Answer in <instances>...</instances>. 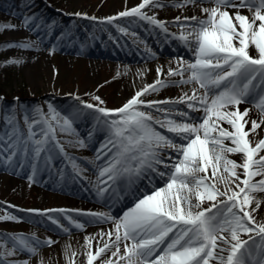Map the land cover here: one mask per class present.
Segmentation results:
<instances>
[{"label": "snow or ice", "instance_id": "obj_1", "mask_svg": "<svg viewBox=\"0 0 264 264\" xmlns=\"http://www.w3.org/2000/svg\"><path fill=\"white\" fill-rule=\"evenodd\" d=\"M208 2L213 6L203 7L201 0L200 11L204 16L183 19L177 16L173 21L187 28V33L182 31L178 38L191 47L196 58L194 62L179 61L177 68L168 69V75L181 77L173 83L196 85L191 94L185 92L174 100L141 99L149 91L167 86L166 81L158 79L117 109L86 105L104 117L119 116V119L105 120L111 130L108 141L111 147H105L112 155L99 171L98 184L106 187L98 186V195L103 196L111 187L109 181L115 182L121 177H127L131 183L133 178L151 173L164 182L163 187H156L149 176L153 190L138 198L135 206L121 217L103 212L80 213L98 221L110 220L113 224L111 230L97 233L102 246H97L95 252L91 249L96 237H85L89 249L85 253L87 264L97 260L100 264H264V222H257L253 215L264 203L255 195L264 193V135H261L264 133V96L256 105L260 110L259 121L245 119L249 109L239 110V105L259 87L254 81L259 79L260 85H264V0ZM196 4L197 0H176L171 6L181 8ZM164 6L162 0H141L139 5L117 16L139 17L167 32L166 21L144 11ZM241 9H247L249 14H242ZM105 19L112 22L117 17ZM10 27L13 26L0 25V31ZM20 46L30 47L29 44ZM250 46H254L256 56L250 54ZM161 72L162 68H157L158 75ZM185 72L190 73L187 78H184ZM178 105L187 110L177 108ZM140 106L155 108L162 118L140 110ZM188 110L202 115H190ZM49 111L54 120L55 110L51 105ZM35 113L43 115L38 108ZM100 119L98 116L97 120ZM41 122L47 124V129L42 139H34L32 127ZM8 123L13 124L12 119ZM25 123L28 124L27 137L13 125L7 141L0 143V160L5 163H11L20 151L26 157L30 150L38 160L41 153L47 151L48 142L55 140L56 129L47 117L43 121L33 118L29 123L26 114ZM57 123L61 132L73 131L67 118ZM249 123L251 126L246 130ZM79 143L83 145V141ZM57 147L64 151L58 141ZM229 154H240V162L231 159ZM50 159L47 157L46 162ZM72 164L73 168L78 167L75 161ZM32 167L35 173L36 164ZM256 177L260 179H254ZM29 180H33V176H29ZM28 211L41 215L65 212L64 209ZM15 219L12 215L0 216V220ZM68 219L77 228L85 227L71 217ZM53 222L59 223L58 220ZM242 234L248 239H242ZM13 239L16 241L13 248L0 253V257L12 256L17 250L36 254L37 248L27 238ZM41 243L55 242L48 239ZM68 251L70 246L66 247V255ZM76 255L72 252V257ZM0 264H28V261H0Z\"/></svg>", "mask_w": 264, "mask_h": 264}, {"label": "rangeland", "instance_id": "obj_2", "mask_svg": "<svg viewBox=\"0 0 264 264\" xmlns=\"http://www.w3.org/2000/svg\"><path fill=\"white\" fill-rule=\"evenodd\" d=\"M32 3V10L28 14H23V7L26 2ZM81 3L78 9L75 4V0H0V25H11L13 27L5 28L0 31V137L7 140L6 134L11 132L13 125L19 128L23 137L28 136V124L25 123V115L29 117V123L34 118L35 110L38 108L41 110L42 116L37 115V119L43 121L45 117L49 119L53 127L56 129L55 140H50L46 146L47 151L41 153L39 162L45 160L46 155H51V152L62 155V151L57 147V141L63 146L66 151V157H73V161L78 166L75 168V172L79 174H85L87 170V164L84 160H88L90 149L88 144L90 141H94L99 135H109L110 128L105 123V120L119 119L118 115H110L104 117L103 114L96 111L95 108L86 107L87 104L97 105L98 107L107 109H117L121 107L128 99H125L121 95L117 94L116 78L119 75V68L125 61L113 58V59H100V66L96 68L90 67V50L104 49L111 53V55H143V52H150L151 55L156 53V43L148 41L144 36L142 24L138 17H118L117 14L124 11L127 4H115L111 5L112 0H78ZM176 0H165L162 2L165 6L161 12L159 20L166 21V27L170 33H180L184 31L179 24L173 23L175 17L182 16L186 7H173L171 6ZM110 6L112 9H109ZM162 8H156L157 11ZM246 11L247 9H241ZM111 12V15L108 13ZM76 13H81L77 16ZM95 17L96 19H91ZM117 17L112 22H108L105 18ZM45 25V26H44ZM38 28L40 32L42 28L47 29L48 32L45 38L32 29ZM49 27V29H48ZM55 28L57 34L53 37H48L50 30ZM126 29V31H121ZM162 30V29H161ZM143 34L144 39L141 42H136L137 38H141ZM52 35V34H51ZM50 35V36H51ZM167 32L162 30L160 35V44L165 42L174 55L173 65L170 68H177L179 61L190 62L184 60V50L193 54V50L189 45L181 44L180 42H169ZM43 39H47L45 42V48L52 51L50 57H47L37 67L36 71H32V61L30 50L20 45L25 44L28 41H33L37 46H42ZM103 40V42H101ZM177 44V46H176ZM6 45H12L6 47ZM254 47V46H252ZM59 48V49H58ZM63 48L72 49L70 52H65L70 55L72 66L69 64H61L52 57L62 56L64 54ZM54 50V51H53ZM120 56V55H119ZM64 57V55H63ZM152 59V56H149ZM150 59V58H149ZM16 60L20 63H7V61ZM35 60V59H34ZM81 61L80 62H78ZM131 61V60H129ZM192 61V60H191ZM131 63V62H129ZM89 70L92 72L89 74ZM168 70L162 76L157 78L149 72L148 78L152 80L154 84L158 79L167 80L169 77ZM167 75V76H166ZM191 84H178L175 87H162L158 91H149L141 99L145 101H162L168 99H176L183 93L191 92ZM194 87H197L194 85ZM11 99L13 102L8 103L5 106H1L3 103V97ZM264 96V88L260 94L253 100L250 111L258 114L256 105L259 103L260 97ZM77 97L79 99H77ZM95 97H99L100 100H96ZM103 101V103H100ZM55 110V119H52V113L49 111V106ZM161 107H166L161 105ZM177 108L184 109V106L178 105ZM140 110L152 112L155 116L161 117V113L157 112L155 108H145L140 106ZM190 115L197 116L200 113H192L188 110ZM101 117L97 120V117ZM64 118H67L71 122V128L75 129V125L82 120L90 119V122L86 125L85 132H61L59 123H63ZM12 119L13 124H9L8 120ZM158 128V126H157ZM39 130L37 139H42L43 131L47 129L46 123H39V125H33L32 130ZM164 131L163 129H159ZM42 132V133H41ZM91 134V135H90ZM36 135V134H35ZM35 138V137H34ZM83 141V145L79 142ZM1 143V142H0ZM95 147L97 146L94 145ZM6 147V146H5ZM167 156L168 153H165ZM29 153L25 157L23 151L18 152L17 156L9 167L0 169V173L6 177L15 176L12 170L28 168L29 173L32 169V161L34 159L31 156V161L28 160ZM55 158H59L55 155ZM235 159V158H233ZM236 160V159H235ZM241 156L237 159L240 162ZM22 161V163H18ZM62 161V160H61ZM25 162V163H23ZM52 159L49 164L44 161L45 168L50 169V165L56 168L60 167V163ZM171 163L172 161H167ZM86 164V165H85ZM65 166L62 162V167ZM11 169V171H9ZM163 171V167L160 168ZM40 171H43L40 168ZM65 175L68 177V181L72 180V173H69L67 168H64ZM44 172V171H43ZM85 172V173H84ZM29 173L23 177L24 181L29 179ZM63 173V172H62ZM82 174V175H83ZM85 177V184L89 183L88 173L83 175ZM153 181H156L153 174H149ZM30 181V180H29ZM79 182H81L79 180ZM81 184H83L81 182ZM36 185V184H35ZM62 185V184H61ZM152 185V184H151ZM40 186V185H38ZM156 187H163L164 182H157ZM37 187V186H35ZM153 187V186H152ZM48 191L47 188H45ZM153 190V188H152ZM151 190V191H152ZM17 193L10 191L5 184L0 183V216L12 215L15 216V220H0V253H6L7 249H12L16 243L11 238L14 234L17 237L27 238L29 243L33 245L35 242H43L44 235H58L62 232V229H68L67 226H63L62 229L54 223V220L59 221V225L62 226V219H68L71 217L73 221L77 219L79 213H88L92 210L83 208L82 205L78 207H67L65 212H49L47 215H41L39 212H30L29 209H36L43 212L48 209H61L57 204L59 202L45 201L40 203L39 207H35L34 194L35 190L31 188H18L14 189ZM49 192V191H48ZM207 206V205H205ZM78 210V211H77ZM128 209H125L126 212ZM49 216L52 219H49ZM82 218L90 219L88 215H82ZM69 220V219H68ZM38 221H44L47 224L41 225ZM70 221V220H69ZM256 221L264 222V215L258 214ZM71 222V221H70ZM73 224V223H72ZM57 229L59 233H56ZM74 228V227H73ZM38 230V231H35ZM69 232V231H65ZM33 236L36 238L32 239ZM242 239L247 240L246 234L241 235ZM251 244V241H249ZM256 243L259 244V238H256ZM47 245H43L42 248H46ZM17 261H23L25 257L31 260L32 264H50L49 259L43 254L40 259H37L36 263L32 262L34 255H29L22 250H17ZM14 254V255H15ZM12 256L0 257V261L7 262L12 261ZM30 263V264H31Z\"/></svg>", "mask_w": 264, "mask_h": 264}, {"label": "bare ground", "instance_id": "obj_3", "mask_svg": "<svg viewBox=\"0 0 264 264\" xmlns=\"http://www.w3.org/2000/svg\"><path fill=\"white\" fill-rule=\"evenodd\" d=\"M162 2H165V0H162ZM141 3V0H112V3L110 6L115 5V4H127L124 8H122L123 10L126 9H131L137 5H139ZM75 4L77 5L78 9L81 6V3L78 0H75ZM32 3H30L29 1L26 2L25 6L23 7L22 11L23 14L26 15L29 12H31L32 7L31 6ZM110 6H108L109 9H112ZM200 6H201V0H197V4L195 6L193 5H188L185 8V11L183 12L181 18L183 19V17L185 16H198V17H202L204 16V14L200 11ZM213 5L211 3L208 2V0H203V7H212ZM164 8L162 7L161 10L157 11L156 8H145L144 11L147 12V14L149 16L155 15L156 18L158 19L161 16V12H163ZM230 12L232 11L231 9L229 10ZM242 14L248 15V10L246 11H241ZM108 15H111V12L108 13ZM140 23L143 26V29H141L144 33V36L147 38L148 41L152 42H157L156 46H159L161 42L160 39V35L162 33V30L156 26L153 25L151 23H149L146 20H142L138 17ZM34 29L38 35H41L42 38H45L47 35L46 33L48 32L47 29H43L40 32V30L37 28H32ZM49 29V27H48ZM185 33H187V28L183 29ZM51 32L49 33L48 37H53L55 34H57V30L51 29ZM52 34V35H51ZM51 35V36H50ZM174 38V40L176 42H180L181 44H184L185 42L180 40L179 34L178 33H172L171 34ZM142 36V37H141ZM141 38H137L136 42H141V39L143 37V34L140 35ZM42 46H37L35 44V42L33 41H28L25 44H29L30 47H26L27 49H31L29 54L31 55V57H33L34 59L31 60L32 61V71H36L37 67L39 66V64L44 61L47 57H50V54L52 53V51H50L49 49H46L45 46V42H47V39H43L42 40ZM101 42H103V40H101ZM186 44V43H185ZM188 45V44H186ZM59 49V48H58ZM72 49L70 48H63L64 54H60L62 56L58 57H52V59H55L57 62H60L61 64H69L72 66L73 61H71L70 55L66 54L67 52H70ZM54 51V50H53ZM66 52V53H65ZM90 54L92 55V59H90V67L93 68H99L100 66V59L102 58H106V59H119L122 61H125L121 64L120 66V72L118 77L116 78V83H117V94L118 96L121 95L122 97H124L125 99H130L133 95H135V93L137 91H140L141 89H143L146 85H152V80H150L148 78V74L149 72H153V73H157V68H160V62L158 58H154L151 60H145L146 58H149L150 56V52H143V55H121L119 54L118 56L116 55H111V53L109 54L108 51L106 50H102V49H98V50H90L89 51ZM185 52V51H184ZM186 53V52H185ZM250 54L253 56L257 55L256 50L254 49V47L250 46ZM64 55V57H63ZM188 57H190L192 59V61L190 62H194L195 61V55L192 54L191 56L188 54ZM131 60V61H129ZM151 62V64H148V62ZM78 62L81 63V61L78 60ZM131 62V63H129ZM65 64V65H66ZM172 65L171 61H169V63L167 64V67H170ZM92 72V70H89V74ZM168 75V74H167ZM166 75V76H167ZM190 75L189 72H185L184 73V78H187ZM181 79L180 76H174V77H169L167 80H165L167 82V86L172 88L177 86V83H173V81H179ZM192 86V87H191ZM191 90L194 87V84H191ZM187 93L191 94V92L187 91ZM245 106H247V104L242 103L239 105V110L241 112H243L245 108ZM202 115V113H200ZM35 119H37V115L34 114L33 116ZM259 114H255L251 111H249V114L247 117H245V119H248L249 121H251L252 119H256L259 121ZM38 120V119H37ZM90 122V119H85L82 120L81 122L76 123L75 125V129L77 130V132H85L86 130V125ZM39 125V124H36ZM250 123L246 126V130L248 127H250ZM225 127H229L228 125H225ZM262 128H264V125H262ZM73 129V128H72ZM75 129H73V131H69L74 132L76 131ZM258 132L260 131L259 129L257 130ZM10 133V132H8ZM7 133V134H8ZM42 133V132H41ZM7 134H6V139H7ZM35 138L38 136L37 134H39V130H35ZM83 134V133H82ZM171 135V134H168ZM261 135H264V133H261ZM42 135H40L41 137ZM41 139V138H40ZM110 139V136H107V138L103 137L102 135L94 140V141H90L88 144V148L90 149L89 152V158L88 160H86V166H87V170H85L86 173H88L89 179H90V186H88V190L82 187H76L74 184H68V185H61L59 183H56L55 181L52 180V175L54 174V172H51V174L48 172H41L37 175L34 174L33 176V180L29 181V179L27 181H24L23 177L27 174L28 172V168H22L20 170L18 169H14L12 170L15 174V176H11V177H6L5 175H3L2 173H0V183L1 184H5L6 187H8V189L10 191H13L14 193H17L16 191H14V189H18V188H31L35 190V194H34V199H35V207H39L40 203H43L45 201H54V202H59L57 203L61 209H64L65 211H67V207H78V205H82L83 208H87L90 210L95 211L98 208L97 202L100 201H104L106 198L105 196H101L98 195L97 193V188L99 186V184L97 183V179L99 176V171L101 170V168L105 165V163L107 162V160L111 157L112 153H109L107 148L105 147V145H108V147H111L110 144H108V141ZM3 141H0L1 143H3ZM179 142V141H178ZM95 144H98L97 147H94ZM6 146V144H5ZM8 153H4V155L6 156ZM172 155H175V153H172ZM230 158L233 159L235 158L236 160L239 158L240 154H229ZM31 156H33V153L31 152V150L29 151V156H28V160L31 161ZM97 156H99L100 158L97 159ZM34 160V159H33ZM36 162V160H35ZM19 164L21 163V161L18 162ZM9 163H5L3 160H0V169H4L8 166ZM9 171H11V169H9ZM211 175V172H209V176ZM254 179H260V177H256ZM157 181H160L161 183L163 182L162 180H160V178L158 177ZM36 184V185H35ZM40 185V186H38ZM37 186V187H35ZM79 186V185H78ZM99 187H105V186H99ZM140 188L145 187L144 185L139 186ZM45 188L48 189V191L45 190ZM91 188V189H89ZM137 188V190H143ZM136 190V191H137ZM94 192V193H93ZM140 194L142 193L141 191H138ZM143 195V194H142ZM259 199H261L262 201H264V193H256L255 194ZM119 199V198H118ZM129 200V199H128ZM127 200V201H128ZM133 200H129L127 202V204H129L130 202H132ZM123 202V198L119 199V202L117 203L116 206L122 205ZM115 206V207H116ZM112 212V216L113 217H121V215L119 214V209L115 208ZM254 207V205H253ZM258 214H262L264 215V203L261 204L260 209L254 213L253 215L255 216V219L257 218ZM83 216L79 213V215H77V219H75V221H78L81 224H84L85 227L83 229L77 228L74 224H72V222H70L68 219H62V226H67L68 227V231L69 232H65L64 229H62L63 227H61L58 224H56L58 227H60V229H62V232L59 233V231L55 228L54 230H57L56 233H59L58 235H44L42 236V239L44 241L51 239L52 241H54L55 243L48 245V244H44V243H38L35 242L32 246L37 248V252L36 254H34V257L32 258V262L36 263L37 259H40V257L45 254L46 257L49 259L50 264H72V261L74 260V264H87V256L85 255L86 251H88L89 249H87L86 246V241H85V237L87 236H92V237H96V239H94L92 241V251L95 252V249L97 246H102V242L100 241V237L97 236V233L101 232L97 227H95L93 225L92 222H89L88 220H86L85 218H82ZM109 221V220H107ZM41 225H46L47 223L44 221H38ZM259 222V221H257ZM105 223V222H104ZM74 227V228H73ZM113 228V224L112 221H109V224H107V226L103 229V231L107 232L109 230H111ZM38 231V230H35ZM244 235V234H243ZM14 237H17V235H13L11 236V238L13 239ZM34 237V236H33ZM105 240H107V237H104ZM16 242V241H15ZM43 245H47L46 248H42ZM70 246V251H68L67 255L65 253L66 247ZM23 252L32 255L30 253L27 252V250H22ZM72 252H76L77 255L75 257H72ZM110 255V253L108 254ZM18 256L19 255H14L13 260L12 261H17L18 260ZM106 258V257H104ZM115 259V258H113ZM23 261H28V264L31 263V260L29 261V258L25 257V259ZM32 264V263H31ZM93 264H100V261H94ZM213 264H215V262H213Z\"/></svg>", "mask_w": 264, "mask_h": 264}, {"label": "trees", "instance_id": "obj_4", "mask_svg": "<svg viewBox=\"0 0 264 264\" xmlns=\"http://www.w3.org/2000/svg\"><path fill=\"white\" fill-rule=\"evenodd\" d=\"M2 101H3L2 105H1L2 107L5 106V105H7L8 103L13 102L11 99L6 98L5 95L3 96V100Z\"/></svg>", "mask_w": 264, "mask_h": 264}]
</instances>
